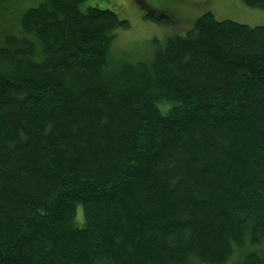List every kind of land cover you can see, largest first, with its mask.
Wrapping results in <instances>:
<instances>
[{"label":"trees","instance_id":"1","mask_svg":"<svg viewBox=\"0 0 264 264\" xmlns=\"http://www.w3.org/2000/svg\"><path fill=\"white\" fill-rule=\"evenodd\" d=\"M84 1L0 36V264H264V24L206 10L127 59Z\"/></svg>","mask_w":264,"mask_h":264},{"label":"rangeland","instance_id":"2","mask_svg":"<svg viewBox=\"0 0 264 264\" xmlns=\"http://www.w3.org/2000/svg\"><path fill=\"white\" fill-rule=\"evenodd\" d=\"M0 0V36L4 32L19 27L21 14L41 0ZM241 0H147L159 10L152 18H145V10L137 0H85L82 10L89 6H99L115 11L121 18L130 22V27L119 31L115 46L127 59L150 60L158 43H165L169 36L183 34L194 21L204 13L212 11L218 19H232L250 25L264 24V9L250 7ZM210 9V10H209ZM157 10V9H156ZM222 14V15H221ZM164 15V16H163ZM227 18H226V17ZM82 210V208H81Z\"/></svg>","mask_w":264,"mask_h":264},{"label":"bare ground","instance_id":"3","mask_svg":"<svg viewBox=\"0 0 264 264\" xmlns=\"http://www.w3.org/2000/svg\"><path fill=\"white\" fill-rule=\"evenodd\" d=\"M218 1H219V0H218ZM241 3H242V2H241ZM247 7H248V6H247ZM221 15H222V14H221ZM225 17H226V16H225ZM226 18H227V17H226ZM81 204H82V203H81ZM84 222H86V221H84ZM84 222H83V223H84ZM84 226H85V225H84ZM171 226H172V225H171ZM170 228H171V227H170ZM82 229H83V228H82ZM236 245H238V244H236Z\"/></svg>","mask_w":264,"mask_h":264}]
</instances>
